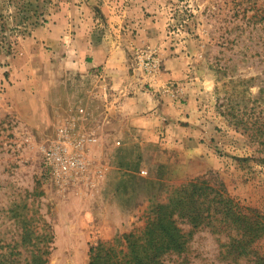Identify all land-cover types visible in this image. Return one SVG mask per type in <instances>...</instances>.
Instances as JSON below:
<instances>
[{
	"label": "rangeland",
	"instance_id": "obj_1",
	"mask_svg": "<svg viewBox=\"0 0 264 264\" xmlns=\"http://www.w3.org/2000/svg\"><path fill=\"white\" fill-rule=\"evenodd\" d=\"M110 54L127 67L120 78L128 69L173 104L195 95L201 115L179 122L180 142L106 111L104 70L91 65ZM175 58L187 68L167 79ZM65 127L73 144L94 139L69 185L43 161ZM263 160L264 0H0V245L20 241L17 214L41 216L55 237L49 264H88L92 245L143 229L151 201L196 178L264 215ZM224 241L203 229L165 264H252L226 258Z\"/></svg>",
	"mask_w": 264,
	"mask_h": 264
},
{
	"label": "trees",
	"instance_id": "obj_2",
	"mask_svg": "<svg viewBox=\"0 0 264 264\" xmlns=\"http://www.w3.org/2000/svg\"><path fill=\"white\" fill-rule=\"evenodd\" d=\"M17 217L20 241L0 245V264H49L55 239L52 226L41 216L40 225L27 214ZM184 226L190 228L188 233ZM206 228L225 237L220 247L226 258L264 264L259 250L264 215L231 197L223 183L205 178L174 187L166 202L151 201L145 227L92 245L88 264H165L169 256L186 253L193 234Z\"/></svg>",
	"mask_w": 264,
	"mask_h": 264
},
{
	"label": "crops",
	"instance_id": "obj_3",
	"mask_svg": "<svg viewBox=\"0 0 264 264\" xmlns=\"http://www.w3.org/2000/svg\"><path fill=\"white\" fill-rule=\"evenodd\" d=\"M98 51L97 48H93V54L96 55ZM115 56L110 54L103 61L94 60L91 65L92 67L101 66L104 70L105 81L101 83L100 92L101 95L110 96L105 105L106 111H117L130 127L145 135L149 140H159L162 135V141L176 142L179 140L177 142H180L179 135L183 133V127L179 122L189 121L194 124L197 116L201 115L195 109L197 103L195 95H188V106L173 104L166 94L156 92L159 90L158 87L154 88L156 93L145 90L144 81L138 75L131 76L128 69L127 76L120 78L127 67L124 61L115 59ZM165 65L168 71H172L167 74V79L181 78L183 71L187 68L182 58L169 59L165 61Z\"/></svg>",
	"mask_w": 264,
	"mask_h": 264
},
{
	"label": "built area",
	"instance_id": "obj_4",
	"mask_svg": "<svg viewBox=\"0 0 264 264\" xmlns=\"http://www.w3.org/2000/svg\"><path fill=\"white\" fill-rule=\"evenodd\" d=\"M93 141L91 138H82L73 144L68 129L59 128L57 138L43 154L44 164L58 183L69 185L86 175L87 143Z\"/></svg>",
	"mask_w": 264,
	"mask_h": 264
}]
</instances>
